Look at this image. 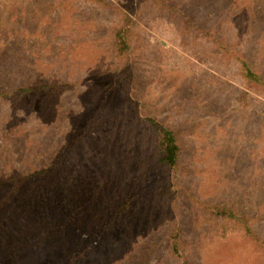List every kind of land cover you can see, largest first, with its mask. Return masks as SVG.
Masks as SVG:
<instances>
[{"label": "rangeland", "instance_id": "374dc122", "mask_svg": "<svg viewBox=\"0 0 264 264\" xmlns=\"http://www.w3.org/2000/svg\"><path fill=\"white\" fill-rule=\"evenodd\" d=\"M103 1L0 0V88L71 84L0 100V262L184 264L167 249L176 227L186 264H264L256 241L207 234L204 220V204L227 206L264 238V97L236 74L240 58L264 73V0H163L204 24L197 37L145 13L130 52L137 104L123 71L108 74V5L121 0ZM148 118L180 135L176 179ZM24 234L14 259L6 247Z\"/></svg>", "mask_w": 264, "mask_h": 264}, {"label": "trees", "instance_id": "16d2710c", "mask_svg": "<svg viewBox=\"0 0 264 264\" xmlns=\"http://www.w3.org/2000/svg\"><path fill=\"white\" fill-rule=\"evenodd\" d=\"M84 1L104 6L103 0ZM116 2H118V0H116ZM108 7L113 8L118 13L117 23L112 29V35L110 38L112 58L117 63L113 65L112 68H109L108 74H116L123 71L124 80L122 83L128 91L131 90L128 94V99H130L131 103L137 104L139 102L137 98L139 89L136 82L134 68L130 61V52L137 36L139 35L141 27L140 22L145 20V13H150L152 15L153 12L156 14L164 12L169 14V21L173 22L174 27L180 30L183 36L191 33V37H197L205 34V31L207 33V28L204 24L200 21L197 22L192 16L190 17V15H187L186 13H180V11L175 9L173 5L165 4L163 0H121V2L109 4ZM220 43H222L221 40ZM159 45L161 46L160 43ZM121 62L123 64H121ZM236 74L241 77L242 82L247 88H253L255 91L263 94L264 97L263 71L258 70L247 59L240 58V65H238ZM108 80L109 79H107V81ZM27 81L28 80L24 83H9V85L7 84V88H0V100L16 101L21 96L36 91L35 89L39 87L65 90L71 86L65 78H57L54 81L41 82L40 84H29L30 82ZM107 81L103 82L102 89L110 85ZM94 94L101 97V89L100 93L95 90ZM246 95L247 92L242 97L243 101H246ZM12 97H15V99ZM141 105L143 108L145 107L142 103ZM148 121H150L153 133L156 134L154 148L158 155V162L162 164V166L173 171L174 173L172 174V177L176 179V173L181 163L182 153L180 135L174 128L161 121L154 118H148ZM204 208L206 212L204 220L210 222L208 225L211 228L207 234L216 237H223L234 230H238L241 231L244 236H248L256 241L264 251V238L259 237L257 233L254 232L250 216L220 204H204ZM167 236L168 252L178 259L184 260V264H186V258L188 257L190 249L186 250V244L181 231L174 227L169 230ZM28 239L29 235L24 234L21 241L18 243V246L10 245L6 247L9 255L14 259H18L17 257L19 256L17 255V252L20 251ZM4 247L5 246L0 242V249L2 250ZM192 249L193 248L191 247V250ZM1 257H4V255L0 254V258ZM4 260L5 259L3 258L0 261ZM76 261H78V258L72 260L70 264H76ZM0 264H2V262H0Z\"/></svg>", "mask_w": 264, "mask_h": 264}]
</instances>
